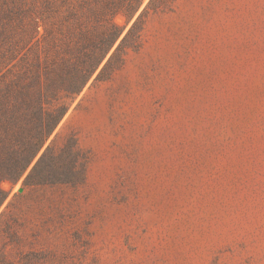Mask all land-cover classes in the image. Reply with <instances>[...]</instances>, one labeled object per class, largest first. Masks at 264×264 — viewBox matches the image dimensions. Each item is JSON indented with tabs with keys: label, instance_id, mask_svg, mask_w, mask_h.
Instances as JSON below:
<instances>
[{
	"label": "rangeland",
	"instance_id": "obj_1",
	"mask_svg": "<svg viewBox=\"0 0 264 264\" xmlns=\"http://www.w3.org/2000/svg\"><path fill=\"white\" fill-rule=\"evenodd\" d=\"M148 1L0 181V264H264V0Z\"/></svg>",
	"mask_w": 264,
	"mask_h": 264
},
{
	"label": "trees",
	"instance_id": "obj_2",
	"mask_svg": "<svg viewBox=\"0 0 264 264\" xmlns=\"http://www.w3.org/2000/svg\"><path fill=\"white\" fill-rule=\"evenodd\" d=\"M142 1L0 0V181L26 172L121 36L114 16L129 20ZM5 197L0 189V205Z\"/></svg>",
	"mask_w": 264,
	"mask_h": 264
}]
</instances>
